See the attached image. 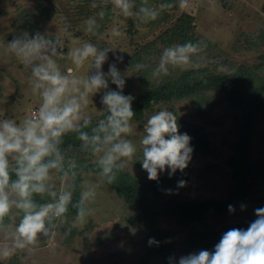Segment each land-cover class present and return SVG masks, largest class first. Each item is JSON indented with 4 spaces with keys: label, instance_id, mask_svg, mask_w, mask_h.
Returning a JSON list of instances; mask_svg holds the SVG:
<instances>
[{
    "label": "clouds",
    "instance_id": "clouds-1",
    "mask_svg": "<svg viewBox=\"0 0 264 264\" xmlns=\"http://www.w3.org/2000/svg\"><path fill=\"white\" fill-rule=\"evenodd\" d=\"M109 2L112 11L120 16L144 22L155 21L164 11L175 7H190L189 0H167L155 7L147 0H142L139 7L134 0ZM91 7H97L95 2ZM97 16L103 19L105 11L101 9L96 16L84 20L85 33L98 34ZM68 29L65 23L63 33L69 34ZM109 35L120 37L119 26L113 25ZM72 43L74 46L67 50L72 66L64 68L59 63L65 58L59 35L53 38L47 32L25 31L6 45V52L28 70V83L38 98V108L22 119L15 115L0 119V234L3 236L0 258L3 259L17 251H31L41 239L54 238L60 225L67 223L72 209L75 210L73 227L87 222L93 215L91 205L101 184H113L137 155L149 180H158L165 170H170V177L177 170L183 172L191 160V137L179 133L177 115L168 108L161 107L150 115L138 143L134 141V97L124 94L129 75L118 68L124 56L116 48H99L90 40ZM206 47L202 40L164 47L151 76H168L171 69H199L204 63L201 53ZM110 52L112 62L108 63ZM105 63H108L107 72L103 70ZM85 67L86 73L78 74L77 70ZM148 68L144 62L134 65L136 72ZM109 83L116 90L110 89ZM100 92H103L100 97L103 116L93 123L85 110L93 102L90 98ZM68 134H75L81 151L94 158L99 176L97 183H82L75 202L68 185L57 192L50 183L53 171L60 174L61 180L75 179L78 175V163L70 159L66 166L65 153L61 150ZM185 184L183 180L178 182L179 187ZM43 194L50 201L38 203L34 197ZM14 210L16 220L9 223L7 220ZM229 211H234L231 205ZM255 216L247 229L232 228L223 233L213 251L200 250L180 256L177 264H264V208H257ZM156 243L149 240L150 245ZM169 260L172 264L175 258Z\"/></svg>",
    "mask_w": 264,
    "mask_h": 264
},
{
    "label": "rangeland",
    "instance_id": "rangeland-1",
    "mask_svg": "<svg viewBox=\"0 0 264 264\" xmlns=\"http://www.w3.org/2000/svg\"><path fill=\"white\" fill-rule=\"evenodd\" d=\"M109 3L107 0H102ZM99 2H101L99 0ZM142 2V0H141ZM96 4L98 1L95 2ZM150 6H158L160 0H147ZM190 7L180 9L181 12L190 14L193 21L192 32L196 41H204L207 47L201 53L205 58L200 68H207L209 72L225 71L229 65L234 67H252L258 64L259 57L264 52V45L259 37L264 35V0H189ZM67 0H0V119L15 115L22 119L31 115L38 108V98L35 97L28 83V70L12 55L6 52V45L11 41L15 32L14 25L17 14L23 9H43L44 14L49 13L47 20L38 23L40 32H47L53 38L61 37L65 58L59 63L62 68L72 66L67 59V50L74 45L73 40L84 42L90 40L99 48L114 47L118 54L124 56L123 63L118 64L121 72L127 73L125 95L134 98L141 91V82L134 71L126 68L129 58L134 53V44L148 45L160 32L159 29L149 32L144 21H139L135 34L126 35L123 31L124 22L121 18L114 17L107 20L97 16L98 34L92 36L83 31L84 20L81 23L65 21L62 12L50 13V9L63 6L67 10ZM141 4V3H140ZM109 7H112L109 4ZM59 10V7H58ZM64 11V10H63ZM94 10L92 16H96ZM121 17V16H120ZM69 25V34L63 33L64 24ZM113 25H118L122 35L111 37L109 31ZM79 32L80 35L76 33ZM153 51L150 63H158L163 50L161 44ZM120 50L125 51L123 53ZM112 62V53H109V62ZM108 63L103 70L107 72ZM189 69V68H187ZM87 68L78 69V74H85ZM257 74L264 78V64L256 67ZM109 88L116 90V86L109 83ZM103 92L90 98L93 100L85 110L96 122L102 112L100 97ZM168 108L177 118L185 123L201 127L208 140V147L204 154L191 156L188 165L194 168L190 180L183 187L173 182L162 184L163 191L157 203H164L170 193H174L180 201L223 200L231 190L232 170L228 166V159L233 157V145L238 142L240 133L238 125L241 119V109L232 106L225 95L217 91H206L198 97L185 98L175 101L170 105H159L146 113L141 121L132 122L133 139L138 143V138L143 131L144 123L148 117L159 108ZM204 111L201 114L200 111ZM250 160L261 167L264 172V117L258 116L255 120L250 137ZM139 155L130 162L123 173H128L143 183L153 180L148 179V174L142 168ZM87 163H94V158H85ZM168 170L161 172L163 175ZM80 191L84 181L97 183L99 176L96 173L79 172ZM54 190L59 192L64 185L73 189L70 177L61 180L60 175L53 171L52 180ZM258 189L250 194L248 201L241 202V212L233 217L222 215L198 224V230L208 227L216 231L227 227L246 224L247 227L256 219L255 210L264 204V174L258 179ZM168 190H171L169 192ZM42 199L49 197L47 194L37 195ZM49 199H51L49 197ZM243 206V207H242ZM94 209L84 224L73 225L74 216H68L67 223L60 225L57 235L51 240L45 238L38 241L31 251H17L7 259L0 258V264H136L144 254L147 242L145 228L135 222L128 223L127 218L132 214V209L123 200L118 198L113 188L108 184H101L95 202L91 205ZM15 210L7 222L14 223ZM160 227L166 230L174 245L171 257L175 258L172 264H177L180 256L193 253L189 246V228L181 227L174 218L161 219ZM208 226V227H206ZM3 236L0 234V242ZM213 241V245L218 243ZM153 264H163L160 257H155Z\"/></svg>",
    "mask_w": 264,
    "mask_h": 264
},
{
    "label": "trees",
    "instance_id": "trees-1",
    "mask_svg": "<svg viewBox=\"0 0 264 264\" xmlns=\"http://www.w3.org/2000/svg\"><path fill=\"white\" fill-rule=\"evenodd\" d=\"M60 1V0H59ZM98 1L96 8L91 4ZM67 0V10L63 6H54L50 13L57 12L64 15L65 21L70 23H81L93 11H105V18L111 20L119 17L124 22L123 31L132 36L135 34L136 26L139 21L135 17L125 18L112 11L109 3L102 0ZM109 1V0H107ZM139 7L141 0H134ZM167 0H160V3ZM59 7V10H58ZM264 11V5H263ZM64 10V11H63ZM43 9H23L17 14V20L14 25L13 39L22 32L34 34L38 29V23L47 20L49 13L44 14ZM179 8L175 7L164 11L155 21L145 22L149 32L159 29L160 32L156 38L148 45L139 46L134 44L135 51L129 58L126 65L128 70L134 71L141 82V91L136 95L132 102V108L135 116L132 122L141 121L146 113L152 111L159 105H170L175 101L185 98L198 97L199 94L206 91H217L225 95L228 102L242 111L238 131L240 138L233 145L234 155L229 158L227 163L232 170V186L227 197L223 200H204V201H180L174 193H170L164 203H157V199L163 191L162 184L173 182L178 186V182L183 180L186 183L194 173V168L190 165L181 172L177 170L171 177L168 170L163 175H159L158 180L149 183H143L128 173L121 172L118 179L110 186L118 198L132 209V214L127 218L128 223H137L142 225L146 230V248L144 254L136 264H153L155 257H160L163 264H170L169 258L174 251V245L171 242L169 233L160 227L161 219L174 218L176 223L184 228H189L188 243L193 249V253L200 250L213 251V241H220L223 233L232 228L247 229L246 224H239L216 231L208 227L206 230H198L197 226L207 220L217 218L222 215L235 216L241 212V202L248 201L250 194L258 188V179L263 174V169L254 164L248 157L250 150V137L254 128L255 120L258 116L264 117V78L257 74L256 67L264 64V52L259 57L258 64L252 67L229 65V68L222 72H209L207 68H189V69H171L168 76L153 78L151 70L154 67L151 64L153 51H157V45L164 47L193 41L194 39L193 17L181 12L177 15ZM61 13V14H60ZM80 35L79 32L76 33ZM11 39V40H12ZM259 41L264 45V35L259 37ZM137 62H144L149 65L147 70L136 72L134 65ZM201 114L204 111H200ZM103 114L98 119L102 118ZM179 133H187L190 137V146L193 149L191 156L204 154L208 147V140L201 127L191 125L177 118ZM95 123V122H93ZM61 150L65 153L66 166L68 160H75L78 165V175L71 179L73 187L74 202L79 199L80 195V175L79 172L96 173L98 170L95 163H87L85 158L91 155L81 151L80 142L76 139L75 134H68L64 137ZM60 175V174H59ZM38 203L49 202V197L44 199L35 196ZM231 205L234 211H229ZM264 208V204L260 207ZM68 216H75V210L72 209ZM154 239L156 244H149V240ZM219 243V242H218Z\"/></svg>",
    "mask_w": 264,
    "mask_h": 264
}]
</instances>
